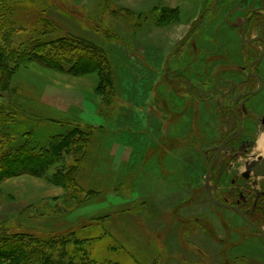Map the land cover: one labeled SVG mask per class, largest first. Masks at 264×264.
I'll return each mask as SVG.
<instances>
[{"label": "rangeland", "instance_id": "obj_1", "mask_svg": "<svg viewBox=\"0 0 264 264\" xmlns=\"http://www.w3.org/2000/svg\"><path fill=\"white\" fill-rule=\"evenodd\" d=\"M11 2L16 21L35 22L44 4L57 27L52 35L70 33L101 46L116 101L109 106L95 93L94 73L24 62L11 83L21 105L32 116L55 118L42 124L44 132L60 129L58 120L69 117L115 138L110 144L98 136L92 141L80 173L93 186L81 201L72 199L68 182H54V171L47 180L24 168L2 181L0 223L39 238L70 235L67 251L94 264H264V239L234 212L216 207L205 191L213 151L236 126L232 100L259 87L247 65L262 45L245 46L240 34L243 18L264 8V0ZM246 30L247 39L264 38V11L252 12ZM256 72L264 82V60ZM241 106L245 150L230 161L227 149L214 168L215 181L209 179L215 198L231 203L240 193L250 200L264 182L240 178L264 153L258 148L264 141V85ZM121 109L128 120L120 119ZM98 110L110 114L103 119ZM131 120L135 136L121 128ZM253 220L264 231V213Z\"/></svg>", "mask_w": 264, "mask_h": 264}, {"label": "trees", "instance_id": "obj_2", "mask_svg": "<svg viewBox=\"0 0 264 264\" xmlns=\"http://www.w3.org/2000/svg\"><path fill=\"white\" fill-rule=\"evenodd\" d=\"M40 6L37 20L25 24L14 20L17 7L13 2L0 0V183L24 168L47 180L54 171V182L58 185L59 179L68 182L73 191L71 197L78 202L92 191L91 177L80 173L92 141L98 136L100 142L110 144L115 134L102 133L101 126L69 117L58 120L60 129L52 133L42 131L41 126L55 118L32 116L25 110L19 102L21 97L11 90L13 70L19 63L36 62L55 71L77 68L78 74L94 73L98 79L95 93L103 95L105 103L113 106L116 101L111 66L105 50L94 42L84 37L77 39L70 33L63 37L52 35L57 29L55 22L46 16L44 4ZM17 31L21 33L16 34ZM96 31H101L107 38L113 36L102 26H97ZM89 54L91 56H86ZM98 111L100 117L110 114ZM120 111V119L128 120L126 110ZM134 124L137 123L127 121L121 128L135 136L137 133L130 129ZM66 155L72 163H67ZM13 229L0 223V264H94L88 256L78 258L72 251H67L70 235L45 239ZM13 250L14 253H10Z\"/></svg>", "mask_w": 264, "mask_h": 264}, {"label": "flooded vegetation", "instance_id": "obj_3", "mask_svg": "<svg viewBox=\"0 0 264 264\" xmlns=\"http://www.w3.org/2000/svg\"><path fill=\"white\" fill-rule=\"evenodd\" d=\"M252 16V12H249L248 14H247V26H248V21H249V18ZM247 31V30H246ZM255 39V40H254ZM245 40H254L251 44H243L242 43V41H241V34H240V41H241V43L243 44V45H245V46H255L257 43H261V45H262V52L261 53H259V54H257V55H255V57H253L250 61H249V63H248V65H247V67L249 68V66L251 65V63L255 60V59H257L259 56H261L262 55V53H263V51H264V38L263 37H259V36H256V37H253V38H249V39H247V37H246V32H245ZM263 60H264V56H263V58H262V60L259 62V63H255L253 66H252V68H251V71L252 72H254V74H256V75H258V76H260L259 74H257V72H256V70H257V68H258V65H260L262 62H263ZM247 71H248V69H247ZM261 77V76H260ZM257 79V78H256ZM258 80V79H257ZM262 80H263V78H262ZM263 85H264V82H263ZM245 92H248V91H245ZM258 95V94H257ZM257 95H255V96H257ZM238 96V95H237ZM236 96V97H237ZM255 96H248V97H246V98H252V97H255ZM246 98H244V99H242V100H240L237 104H236V106H235V109H236V112H237V114H238V116H239V118H240V120H241V133H240V135L236 138V139H234V140H232V141H230L225 147H224V149L221 151V153H220V155L217 157V160H216V162H215V164H214V166H213V168H212V171H211V173H210V182H214L215 181V174H214V168H215V166H216V164H217V162L219 161V159H221V156L223 155V153L227 150V149H231L230 150V152H233V154H231V155H229L230 157H231V159H230V161H233V157H234V160L237 158L236 157V155H237V153H241V151L243 150H245L244 149V147L246 146V143H244L243 142V140H242V135H243V115L242 114H245V108H243L242 106H241V101H243V100H245ZM234 100V99H233ZM233 100H232V103H233ZM230 113H231V115H232V118H234L235 119V121H236V126L234 127V129L232 130V131H230L222 140H224L228 135H230L231 133H233V131L237 128V124H238V122H237V119L235 118V116L233 115V113H232V105H231V110H230ZM264 115V114H263ZM262 118H263V116L261 117V119H260V122H261V124H262ZM263 125V124H262ZM222 140H221V142H222ZM220 142V143H221ZM219 143V144H220ZM218 144V145H219ZM249 144H251V143H249ZM218 147V146H217ZM217 147L215 148V150L213 151V155H212V158H211V160L213 159V157H214V155H215V152H216V149H217ZM237 150H238V152H237ZM247 150V149H246ZM228 155V154H227ZM226 155V156H227ZM247 156V155H246ZM259 158L260 159H263L264 158V153L263 154H261V155H257L255 158H253L252 160H250L249 161V163L247 164L248 166V168L246 169V171H244L243 172V174L240 176V178H241V180H243L244 182H247V181H250L251 182V180L253 181V182H258L259 180H264V175L263 176H256L255 174H254V172L251 170V168L252 167H255V165L256 164H261V160H259ZM237 161V160H236ZM236 161L234 162V163H236ZM211 162V161H210ZM212 180V181H211ZM210 189H211V192H212V194H213V196L215 197L216 196V194L214 193L215 191V189H214V187L213 188H211L210 187ZM206 191V190H205ZM250 192V191H249ZM207 193V192H206ZM252 198H249L250 200H248L247 198V196H245V194H243V193H240V194H238V196H237V201H234V202H228V200H226V199H221L220 201H222V202H224V203H227V204H229V205H232V206H235V207H237L240 211H248V210H250V209H252V212H251V214L250 215H248L247 216V218L252 222V223H254L255 225H258V223L257 222H255L253 219H254V215H256L257 213H264V182H262V183H260L259 184V187L257 188V190L255 189V190H253L252 192ZM226 210V209H225ZM230 211V210H229ZM233 212V211H232ZM237 215V214H236ZM254 221V222H253Z\"/></svg>", "mask_w": 264, "mask_h": 264}, {"label": "water", "instance_id": "obj_4", "mask_svg": "<svg viewBox=\"0 0 264 264\" xmlns=\"http://www.w3.org/2000/svg\"><path fill=\"white\" fill-rule=\"evenodd\" d=\"M258 11H264V8H257L255 10H252L251 12H258ZM246 28H247V15L243 18V28H242V31H241V41L243 44H251L254 40H245V32H246ZM264 56V51L262 53L261 56H259L257 59H255L251 65L249 66L248 68V77H255L258 79L259 81V87L257 90H254V91H248V92H243V93H240L237 97L234 98L233 100V103H232V113L233 115L235 116V118L237 119V128L233 131V133H231L230 135H228L224 140H222V142L218 145L217 149H216V152H215V155L213 157V159L211 160L210 164H209V167H208V170H207V177H206V184H205V190L207 192V196L208 198L210 199V201L218 208H222V209H226V210H230V211H233L235 214H237L246 224H248L249 226H251L255 231H257L259 233V235L264 239V231L263 229H261L260 227H258L257 225H255L254 223H252L248 218L247 216L251 214L252 212V209L248 210V211H240L237 207L235 206H232V205H229L227 203H224L220 200H217L212 192H211V189H210V186H209V179H210V173L212 171V168L217 160V157L220 155L221 151L224 149V147L232 140L236 139L240 133H241V120L236 112V109H235V106L236 104L248 97V96H255L257 94H259L263 88V80L260 76L254 74L252 71H251V68L252 66L255 64V63H259L262 58ZM262 124L264 125V115H263V118H262ZM261 160V164H256L255 167H252L251 170L254 172V174L258 177V176H263L264 175V158L263 159H260Z\"/></svg>", "mask_w": 264, "mask_h": 264}, {"label": "bare ground", "instance_id": "obj_5", "mask_svg": "<svg viewBox=\"0 0 264 264\" xmlns=\"http://www.w3.org/2000/svg\"><path fill=\"white\" fill-rule=\"evenodd\" d=\"M258 148L259 149H262L263 151H264V141H263V139H260L259 141H258ZM261 150V151H262Z\"/></svg>", "mask_w": 264, "mask_h": 264}]
</instances>
